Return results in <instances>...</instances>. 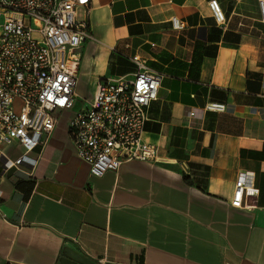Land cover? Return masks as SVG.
Instances as JSON below:
<instances>
[{
	"label": "crops",
	"instance_id": "0c3cea01",
	"mask_svg": "<svg viewBox=\"0 0 264 264\" xmlns=\"http://www.w3.org/2000/svg\"><path fill=\"white\" fill-rule=\"evenodd\" d=\"M211 1L91 0L75 94L90 101L145 59L164 76L144 133L159 162L96 178L69 137L74 114H59L35 166H0V264H60L67 249L96 264H264V24L256 0H217L218 25ZM240 172L254 180L244 208L231 203Z\"/></svg>",
	"mask_w": 264,
	"mask_h": 264
},
{
	"label": "built area",
	"instance_id": "2783aa9c",
	"mask_svg": "<svg viewBox=\"0 0 264 264\" xmlns=\"http://www.w3.org/2000/svg\"><path fill=\"white\" fill-rule=\"evenodd\" d=\"M264 24V0H256ZM91 0H0V166L3 171L35 166L29 155L44 148L59 124V114H74L68 134L77 156L96 178L131 162L156 164L158 147L145 142L150 107L158 101L163 74L134 56L135 71L102 78L90 101L73 112L82 45L89 32ZM209 8L218 25L226 19L217 0ZM84 17L79 20L78 12ZM175 30L182 25L172 20ZM226 106L210 104V112ZM190 116L194 117L191 112ZM20 144L24 154L12 160L4 147ZM253 175L237 176L232 206L244 208Z\"/></svg>",
	"mask_w": 264,
	"mask_h": 264
},
{
	"label": "water",
	"instance_id": "95a60500",
	"mask_svg": "<svg viewBox=\"0 0 264 264\" xmlns=\"http://www.w3.org/2000/svg\"><path fill=\"white\" fill-rule=\"evenodd\" d=\"M60 264H96L84 256L67 249L63 258L60 260Z\"/></svg>",
	"mask_w": 264,
	"mask_h": 264
},
{
	"label": "rangeland",
	"instance_id": "374dc122",
	"mask_svg": "<svg viewBox=\"0 0 264 264\" xmlns=\"http://www.w3.org/2000/svg\"><path fill=\"white\" fill-rule=\"evenodd\" d=\"M84 106H86L85 100L77 97L73 112L81 111L84 108Z\"/></svg>",
	"mask_w": 264,
	"mask_h": 264
}]
</instances>
